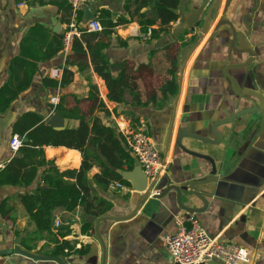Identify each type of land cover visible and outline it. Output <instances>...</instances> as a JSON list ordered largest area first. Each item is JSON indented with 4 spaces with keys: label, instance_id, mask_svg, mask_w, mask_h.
I'll use <instances>...</instances> for the list:
<instances>
[{
    "label": "crops",
    "instance_id": "crops-1",
    "mask_svg": "<svg viewBox=\"0 0 264 264\" xmlns=\"http://www.w3.org/2000/svg\"><path fill=\"white\" fill-rule=\"evenodd\" d=\"M53 1L0 0V86L7 80L10 62L19 54L20 43L31 26L39 23L52 34L64 36L70 21H67L65 11ZM67 2L69 4L68 0ZM19 3L25 4L18 6ZM200 3L201 0H196L195 6ZM225 3L226 0H221L219 19ZM189 4L190 0L180 1L177 10L180 24L172 22L168 34H162L157 40L147 41L140 39L142 32L139 18L133 14L139 5L136 0H90L85 7L86 12H82L83 18L88 12L94 18H99L101 12L106 10L114 21L121 18L129 21L114 29L111 46L106 50L115 74L120 70L122 61L131 60L136 65L149 63V52L159 50L152 57L155 66L153 75L162 78L166 76L169 67L167 51L164 48L172 44L176 50L175 29L185 26L184 19L189 13ZM128 6L130 9H127ZM151 10L150 6H145L141 12L152 15ZM227 18L242 32L246 30L245 22L250 23L251 33L247 42L254 53L252 64L247 68H231V65L245 63L249 55L231 49L232 32L227 27L214 32L219 19L203 39L198 36L196 45L189 51L184 62H187L184 73L180 72L178 75V86L180 76H183V86L173 135L166 154L164 144L177 95H170L161 106L150 103L146 107L134 108L136 116L139 117L138 124L134 125L126 113L129 106L111 102L107 98L105 81L92 68L79 72L77 66H67V56L71 52L66 54L61 50L39 65L31 87L18 97L7 112L0 113V162L12 158L9 146L12 125L21 114L35 110L45 115L48 121L56 112L53 111L50 118H47L51 113L48 102L51 104L50 98L56 94L60 97L59 104L62 102L67 108L79 104L83 110H87L90 103L86 98L90 94V86L96 85L110 110V114L96 112L103 124L114 128L119 137L121 134L115 122L117 117L127 119L133 126L143 124L161 150L167 170L161 174L156 190L162 192L171 184L177 185L181 190V202L188 207L201 209L195 216L209 236L246 247L250 251L251 262L241 264H264V113L259 111L245 114L231 123L219 126L218 130L222 135L220 144L185 140L190 149L209 155L215 161V180L196 185L197 191L207 199L206 205L194 195L191 185L209 175L211 163L175 148L180 125L191 132L215 138L211 132L213 123L256 103L255 97L240 95L235 91L225 73L229 68L228 73L244 90L256 88L259 94L264 95V0H232ZM159 23L158 21L153 27H159ZM186 30L187 28L184 32L187 35ZM193 35H198V29ZM236 47L242 49L239 42ZM177 59L180 66L181 59L178 56ZM65 67L74 72V80L70 84L63 88L45 86L43 81L46 77L52 78V69L64 70ZM141 88L144 89L142 83ZM61 118L65 120L64 128L80 125L78 119ZM45 150L47 157L55 158L62 169L79 168L81 165L82 154L78 150L62 146H47ZM131 156L134 158L132 153ZM76 161L79 164H75ZM97 172H100V168L95 166L91 174ZM17 192V188L8 185L0 187V203L6 196L14 197ZM152 193V189L136 192L131 184L126 185V189L109 187L107 195L113 202V207L100 217L85 215L82 207L74 211L57 208L52 213V234L37 232L35 225L25 216L21 205L17 207L15 223L0 213V264H57L53 261H36L17 254L14 250L19 237L22 238L21 248L28 250V245L31 247L28 251L38 255H53L56 238L59 242L70 241L77 249L87 247L88 253L93 248L98 251L97 256L87 259L86 262L83 261L88 253L84 256L75 252L59 255L71 264H174L165 248L163 237L178 231V225L174 221L175 214L184 212L185 218L189 215L179 205L176 190H170L162 197ZM57 222L58 228L55 225ZM85 223L90 224L87 232H83ZM61 232L67 235L61 236ZM25 239L27 242L23 244ZM205 264L226 263L220 259H212Z\"/></svg>",
    "mask_w": 264,
    "mask_h": 264
},
{
    "label": "trees",
    "instance_id": "trees-1",
    "mask_svg": "<svg viewBox=\"0 0 264 264\" xmlns=\"http://www.w3.org/2000/svg\"><path fill=\"white\" fill-rule=\"evenodd\" d=\"M180 1L136 0L139 5L133 14L139 18L141 32L146 33L149 27L155 26L159 21V27L152 28L150 39L157 40L162 34H168L171 23L179 18L177 10ZM53 3L65 11L67 21H70L71 9L67 0H54ZM145 6L151 7L152 15L141 12ZM96 19L100 21L102 30L91 33L83 31L80 37H75L66 64L77 66L79 72L92 68L105 81L109 101L129 106L126 113L136 125L139 117L134 108L146 107L150 103L161 106L170 95H177L179 63L176 50L172 44L164 48L169 67L166 76L162 78L153 75L155 66L152 57L159 50L149 52V63L136 65L131 60L122 61L120 70L115 74L106 50L111 46L114 29L129 21L124 18L114 21L106 10ZM81 20L82 11L79 12V21ZM63 37L52 34L39 23L29 28L20 43L19 54L10 62L8 78L0 86V113L7 112L18 97L31 87L39 65L62 50ZM73 80L74 72L65 67L60 80L46 77L43 82L47 87L63 88ZM141 83L144 89L141 88ZM86 100L90 103L87 110H83L79 104L67 108L62 102L54 107V111L59 112L63 118L78 119L80 125L75 128H53L47 124L45 115L35 110L24 112L14 121L11 134L20 135L23 142L19 151L0 170V187L8 185L17 188L18 192L14 197L6 196L1 201V216L8 217L15 223L17 207L21 205L37 232L52 234V213L55 209L74 211L82 207L85 215L100 217L113 207V202L107 195L111 183L119 181L130 185L124 179L122 171L134 168V158L123 144V137H119L114 128L106 126L96 116L97 111L110 114L96 85L90 86V94ZM47 146H62L80 151V167L62 169L55 158L47 157ZM75 164L79 163L76 161ZM95 166L100 168V172L91 174ZM89 226V223H85L83 232H87ZM60 235L66 236L67 233L61 232ZM56 240L53 255H70L75 252L84 256L89 251L87 247L77 249L68 240ZM26 242V239L23 240V244ZM27 249L31 250V247L27 245Z\"/></svg>",
    "mask_w": 264,
    "mask_h": 264
},
{
    "label": "built area",
    "instance_id": "built-area-1",
    "mask_svg": "<svg viewBox=\"0 0 264 264\" xmlns=\"http://www.w3.org/2000/svg\"><path fill=\"white\" fill-rule=\"evenodd\" d=\"M71 9V20L63 37L62 50L68 54L72 51L75 37H80L83 31L100 32L102 25L99 20L92 18L89 21H79V12L88 4L90 0H68ZM25 3H19L23 6ZM180 24V20H176ZM152 28L149 27L146 33L140 35V39L147 41L151 38ZM63 69L54 68L50 71L53 79L60 80ZM58 94L50 98V103L55 107L59 104ZM117 129L124 139V145L135 156L143 171L148 176L149 187L152 186L153 193L158 194L156 184L161 174L167 170V163L163 160L161 150L156 142L147 132L143 124L133 126L127 119L117 117L115 119ZM23 139L20 135L14 134L10 140L12 157L19 151ZM6 162H0V170ZM111 189H126V185L114 181L110 185ZM185 213L174 215V221L178 225V231L163 237L165 248L171 256L174 264H205L212 259H220L226 264L250 263V251L237 243L222 241L217 237H211L202 227L195 213L189 214L185 218ZM59 227V222L56 224Z\"/></svg>",
    "mask_w": 264,
    "mask_h": 264
},
{
    "label": "water",
    "instance_id": "water-1",
    "mask_svg": "<svg viewBox=\"0 0 264 264\" xmlns=\"http://www.w3.org/2000/svg\"><path fill=\"white\" fill-rule=\"evenodd\" d=\"M195 1L196 0H190L189 13L186 15V17L184 19V24H185L186 28L189 27L192 31H195L198 29V36L200 39H203L205 37V35L210 31L212 25L214 24V22L216 21V19L218 17L220 5H221V0H201V3L198 6H195ZM231 2H232V0H226L225 7H224L223 13H222V17L219 19L218 23L216 24L214 32L217 30H220L223 27H227L228 29L231 30V32H232V38L230 40L231 49L235 52L243 53V54L246 53L249 55V58L247 59V61L245 63L231 65V68H240V69L241 68H247V67L251 66L252 58L254 56L253 50H251V48L249 47L248 42H247V39L251 33V25L249 22H245L246 30L242 32L236 28L234 22L231 19L227 18V14H228L229 8L231 6ZM85 7L83 9L84 12H86ZM92 18H94V16L91 12H88L87 15L85 13V20L86 21H89ZM241 41H243L244 43ZM238 42H239L242 49H238L236 47ZM186 64H187V62L182 67V69L180 71L181 74L184 73ZM229 69L226 70L225 73H226V76L231 81L235 91L240 95H245V96L248 95V96L255 97L257 99L256 103L251 107L241 109L237 112H234V113L228 115L226 118H224L222 120H218L215 123H213L211 125V132L213 133L215 138L205 137V136L200 135L198 133L191 132L186 127H183L182 125H180L178 128V131H177V137H176V142H175L176 150H180L183 153H187V154L194 155L196 157L208 160L212 165V169H211L209 175L206 176V178L204 180H197L191 185V189L193 190L192 192L194 193V195L197 196L198 198H200L204 202L205 205L207 204V199L203 195H201V193H199L197 191L196 185L199 183L208 182L210 180L211 181L215 180L214 178H216V175H217V168L215 165V161L209 155H206V154H203V153H200L198 151L190 149L187 146V144L185 143V140L186 139H194L197 141H201L203 143L220 144V142L222 140V135L218 130L219 126L231 123L234 121L235 118L241 117L245 114H249V113H253V112H259V111H262L264 113V95L262 93L259 94L256 88L254 90H244L241 87V85H239V83L236 81V79H234L228 73ZM179 81H180L179 92L177 94V98H176L175 103L173 105L174 114H173V117L171 119L170 125L167 128L166 141L164 144L165 154L169 150V145L171 143V139H172V135H173L177 105L179 102V97H180L182 86H183V76H180ZM55 115H58L59 117H61L59 115V112H55L53 114V116L49 119V121H47V124L49 126L54 127V128H56L55 127L56 122L54 121ZM134 160H135V165H134V168L132 170L122 171V175H123L124 179L130 182V184L132 185L133 189L136 192L151 191L152 186L149 187L148 176L143 171L138 159L135 156H134ZM159 179H158V181H159ZM157 186H158V183L156 184V187ZM170 190H176L178 192L179 205L181 206L182 209H184L187 212L188 215L191 213L200 212L201 209H195L192 207H188L181 202V190L179 189V187L177 185H174V184L169 185L165 191H162V192L159 191L157 196L162 197L163 195H165ZM21 240H22L21 237H19L17 239V245H16L15 250H14L17 254L26 256V257L33 259V260H36V261L45 260V261H53V262H56L57 264H71V263H67L63 258H61L60 256H57V255H38V254L32 253L28 250H25V249L21 248ZM97 255H98V251H96L95 248H93L86 255L85 261H83V262H86L87 259H89L93 256H97Z\"/></svg>",
    "mask_w": 264,
    "mask_h": 264
},
{
    "label": "rangeland",
    "instance_id": "rangeland-1",
    "mask_svg": "<svg viewBox=\"0 0 264 264\" xmlns=\"http://www.w3.org/2000/svg\"><path fill=\"white\" fill-rule=\"evenodd\" d=\"M184 29H186L185 26L184 27H177L175 29V33L177 36L176 55L178 56V58L181 59V63H180L179 69H178L179 70L178 75H180L181 66L184 64V62L188 58L187 56L189 54V51L196 45V43L198 41V35H193V32H195V31H192L188 27L186 30V31H188V33L186 35L184 32ZM69 99L72 100V97L69 96ZM48 105H49L50 111H51V113H49L47 116V118L49 119L52 112L54 111V107L51 104H49V102H48ZM59 115H60V113H59Z\"/></svg>",
    "mask_w": 264,
    "mask_h": 264
},
{
    "label": "bare ground",
    "instance_id": "bare-ground-1",
    "mask_svg": "<svg viewBox=\"0 0 264 264\" xmlns=\"http://www.w3.org/2000/svg\"><path fill=\"white\" fill-rule=\"evenodd\" d=\"M219 17H220V12H219V14H218V17H217V19H216V21H218V19H219ZM216 21L214 22V24L216 23ZM210 32V31H209ZM208 32V33H209ZM207 33V34H208ZM206 34V35H207ZM54 121L56 122V124H55V127L56 128H58V129H62V128H64L65 127V120L64 119H62L61 117H59L58 115H55V117H54Z\"/></svg>",
    "mask_w": 264,
    "mask_h": 264
}]
</instances>
